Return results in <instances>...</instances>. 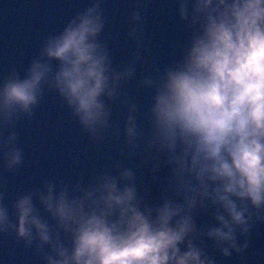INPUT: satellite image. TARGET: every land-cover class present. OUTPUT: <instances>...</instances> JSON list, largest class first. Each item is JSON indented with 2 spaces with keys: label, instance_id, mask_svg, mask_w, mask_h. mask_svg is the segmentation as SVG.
<instances>
[{
  "label": "clouds",
  "instance_id": "obj_1",
  "mask_svg": "<svg viewBox=\"0 0 264 264\" xmlns=\"http://www.w3.org/2000/svg\"><path fill=\"white\" fill-rule=\"evenodd\" d=\"M143 3L132 0L127 14L125 63L113 66L100 39L105 0H87L22 73L0 78V171L21 165L15 124L31 120L45 91L93 144L110 129L109 102L119 103L111 134L137 161L86 182L44 180L11 201L14 219L0 203V235L13 233L41 264H218L208 247L239 255L264 223V0H170L186 37L179 56L137 80ZM127 82L146 93L143 105ZM152 182L159 194L150 199Z\"/></svg>",
  "mask_w": 264,
  "mask_h": 264
},
{
  "label": "water",
  "instance_id": "obj_2",
  "mask_svg": "<svg viewBox=\"0 0 264 264\" xmlns=\"http://www.w3.org/2000/svg\"><path fill=\"white\" fill-rule=\"evenodd\" d=\"M131 3L132 0H105L103 5L106 23L100 39L109 50L113 66L125 63L133 48L126 22ZM86 4L87 0H0V78L6 77L11 69L22 73L44 37L58 31L67 18ZM139 23L145 39L138 49L137 80L140 74L150 73L178 58L186 38L170 0H144ZM123 88L130 99L143 105L145 92L136 90L133 82L125 83ZM109 107L112 113L110 129L97 144L80 130L52 91L44 92L31 120H17L15 131L22 163L14 173L0 171V185L4 191L0 203L9 209L10 219H14L10 204L15 196L39 187L44 180H62L70 185L77 180H90L115 162L127 167L137 166L135 159L121 156V145L111 134V128L121 123L122 107L117 102H109ZM136 170L137 179L146 182V170L143 167ZM145 187L150 199L159 194L155 182ZM207 219L198 218V226ZM238 240L242 242L243 238L238 237ZM206 250L215 256L218 264H264V223L253 225L248 247L239 255L221 257L211 247ZM0 261L3 264H41L39 256L15 240L13 233L0 235Z\"/></svg>",
  "mask_w": 264,
  "mask_h": 264
}]
</instances>
